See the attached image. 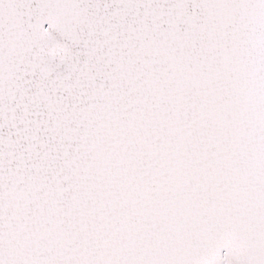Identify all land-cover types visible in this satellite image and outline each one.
I'll return each instance as SVG.
<instances>
[{
  "label": "snow or ice",
  "instance_id": "6c2138e0",
  "mask_svg": "<svg viewBox=\"0 0 264 264\" xmlns=\"http://www.w3.org/2000/svg\"><path fill=\"white\" fill-rule=\"evenodd\" d=\"M0 264H264V0H0Z\"/></svg>",
  "mask_w": 264,
  "mask_h": 264
}]
</instances>
